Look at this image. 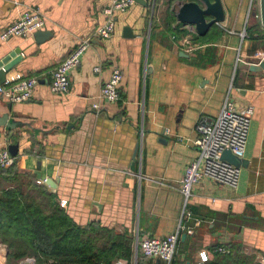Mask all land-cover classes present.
<instances>
[{"label":"crops","instance_id":"obj_1","mask_svg":"<svg viewBox=\"0 0 264 264\" xmlns=\"http://www.w3.org/2000/svg\"><path fill=\"white\" fill-rule=\"evenodd\" d=\"M113 1L0 0V35L32 9L42 12L41 32L48 34L39 42L34 35L0 38V60L21 51L7 78L16 73L38 78L32 98L11 109L12 119L31 121L34 129L0 128V146L19 144L14 170L0 173V192L15 187V180L32 182L56 194L60 204L66 200L63 208L78 224L99 222L127 233L134 255L130 262L117 260L125 264H165L143 257L139 242L196 220L194 235L181 231L172 264H201L203 251L210 264L228 246L242 259L232 264H264V70L240 67L264 58V39L258 37L264 26L253 15L259 0H222L225 21L206 37L173 11L177 2L191 0H144L147 6L136 3L116 13L114 34L101 39L95 31ZM190 33L193 52L182 45ZM87 37L92 44L70 73V91L53 92V71ZM114 68L124 76L121 99L97 111L93 105ZM227 98L238 110L254 108L243 158L248 165L240 168L236 187L207 178L194 184L186 204L181 180L197 156L196 126L214 120ZM8 104L0 96V112H8ZM56 126L60 130L40 132ZM39 162L41 180L35 174ZM184 212L192 214L189 222Z\"/></svg>","mask_w":264,"mask_h":264},{"label":"built area","instance_id":"obj_2","mask_svg":"<svg viewBox=\"0 0 264 264\" xmlns=\"http://www.w3.org/2000/svg\"><path fill=\"white\" fill-rule=\"evenodd\" d=\"M136 3V0L113 1L106 8V20L96 29L95 35L101 39H109L116 29V13L128 11ZM45 27L46 20L42 12L39 9H32L3 30L0 38L4 42L14 37L28 38ZM230 33L234 34L233 31ZM191 35L192 33L182 41L187 52H193L196 49L190 42ZM242 36L244 37L245 34ZM91 42L90 37L80 40L76 49L53 71L50 84L53 92L66 94L70 91V73L81 65L84 54L91 47ZM240 60L241 58H238V62ZM94 70L99 73L101 67H96ZM123 77L120 68L113 69L110 79L102 85L98 101L93 105L95 110L99 111L103 103L114 104L121 99L120 84ZM37 83L38 78L35 76L16 73L0 84V96L9 103L26 102L32 98ZM253 115V107L238 110L234 102L227 98L214 120L198 123L196 126L197 138L194 142L197 156L185 168L181 180V192L186 204L191 197L194 184L205 178L233 187L238 185L240 168L223 160L222 155L224 151H231L238 158H244ZM8 146L9 144L0 146V172L12 168L16 162V157L12 156ZM66 204V200L61 201L62 207H65ZM183 219L189 222L192 219V214L184 212ZM199 224L200 220H196L193 226L182 225L176 232L168 236L144 238L139 242V252L145 258L159 259L165 264H172L181 231L185 230L188 235H194ZM219 251H223V249H219ZM199 257L201 264H208L209 256L206 251L201 252ZM115 264L125 263L117 261Z\"/></svg>","mask_w":264,"mask_h":264},{"label":"trees","instance_id":"obj_3","mask_svg":"<svg viewBox=\"0 0 264 264\" xmlns=\"http://www.w3.org/2000/svg\"><path fill=\"white\" fill-rule=\"evenodd\" d=\"M253 33L248 34L254 37ZM258 37L264 39V34ZM14 182L15 187L0 192V242L8 249L9 262L15 264L28 257L34 258L35 264H115L118 259L132 260L133 239L127 233L99 222L82 226L61 206L56 194L32 182L26 186L20 184L21 180ZM230 249L228 246L226 252H219L210 264L241 263Z\"/></svg>","mask_w":264,"mask_h":264},{"label":"water","instance_id":"obj_4","mask_svg":"<svg viewBox=\"0 0 264 264\" xmlns=\"http://www.w3.org/2000/svg\"><path fill=\"white\" fill-rule=\"evenodd\" d=\"M137 3L147 6L144 0H136ZM146 1V0H145ZM259 8V15L258 10ZM253 15L260 18L261 24L264 26V0H259L258 5L254 6ZM173 11L176 14L178 20L184 25L194 26L198 35L205 37L212 26L220 24L225 21V10L222 0H191V1H179L175 6H173ZM212 18V19H209ZM125 31L131 32L130 28ZM48 35L47 32L38 31L34 34V37L39 42L43 36ZM132 36V35H131ZM41 37V38H40ZM21 51L19 49L14 50L4 58L0 60V84H3L7 78V73L10 72L20 61H21ZM181 56H185L183 52L180 53ZM240 67L249 70L250 72H261L264 70V58L258 64H248L245 62L240 63ZM12 103L8 104V112H0V128H8L9 130H16L19 128H33V123L31 121H21L12 119L11 117ZM56 130H60L59 126L52 129L43 128L40 132L49 133ZM8 150L13 157H18L19 155V144H9ZM139 150V144H137L133 158ZM222 159L228 161L229 163L235 165L238 168L247 167L248 161L243 158H238L233 155L231 151H224ZM38 180L42 179L41 172V162L38 163L37 170L35 171ZM45 184L56 188L57 184L52 179H46ZM186 237V236H184ZM23 264H29L28 260L24 261Z\"/></svg>","mask_w":264,"mask_h":264},{"label":"rangeland","instance_id":"obj_5","mask_svg":"<svg viewBox=\"0 0 264 264\" xmlns=\"http://www.w3.org/2000/svg\"><path fill=\"white\" fill-rule=\"evenodd\" d=\"M250 24L252 25V26H255V22H254V24H253V20L250 22ZM21 183H24V184H26L24 181H21L20 182V184ZM0 245L3 247L2 248V254H3V260L1 261V264H13L12 262H9L8 260H7V254H8V249H7V247L4 245V244H2L1 242H0ZM26 260H28V262H29V264H35V259L34 258H32V257H28V258H25V259H22V260H19V261H14V263L15 264H23V262L24 261H26Z\"/></svg>","mask_w":264,"mask_h":264},{"label":"bare ground","instance_id":"obj_6","mask_svg":"<svg viewBox=\"0 0 264 264\" xmlns=\"http://www.w3.org/2000/svg\"><path fill=\"white\" fill-rule=\"evenodd\" d=\"M3 254H2V246L0 245V264H1V261L3 260Z\"/></svg>","mask_w":264,"mask_h":264}]
</instances>
